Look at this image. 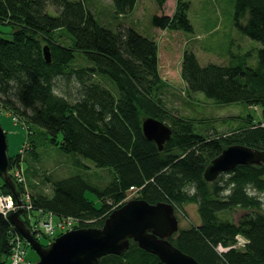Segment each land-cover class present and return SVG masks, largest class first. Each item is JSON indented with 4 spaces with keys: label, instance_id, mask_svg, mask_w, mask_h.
Masks as SVG:
<instances>
[{
    "label": "trees",
    "instance_id": "trees-1",
    "mask_svg": "<svg viewBox=\"0 0 264 264\" xmlns=\"http://www.w3.org/2000/svg\"><path fill=\"white\" fill-rule=\"evenodd\" d=\"M87 1L0 0V113L46 130L49 141L62 151L89 159L111 173L104 186L81 174L46 177L51 194L37 185L28 190L14 181L21 199L23 193L29 194L31 209L29 213L23 209L21 219L30 227L52 212L57 217L75 216L80 222L76 227L101 226L130 194L150 203L167 201L183 216L185 205L195 204L200 222L179 227L171 235L169 240L176 247L200 264H264V164H238L213 181L203 178L205 166L225 146L243 144L264 150V0H234L233 7L235 26L261 44L256 66L246 65L243 56L235 63L201 65L191 47L182 52L179 73L188 90L217 102L255 106L239 126L213 135L196 132L194 119L167 105L164 96L169 83L160 74L156 40L130 26L115 30L106 26ZM156 1L161 7L166 2ZM136 2L112 0L115 13L121 15L132 11ZM48 3L57 14L46 11ZM189 9V0H175L172 14H155L151 22L162 30L193 32ZM62 28L73 35L72 46L54 39L55 31ZM44 45L50 54L48 62ZM75 51L82 52L86 64L75 63ZM59 77L74 81L73 98L55 88ZM146 116L167 123L172 130L161 150L143 135L141 123ZM8 156L10 168L19 166L18 152ZM7 193L0 178V194ZM235 207L248 212L236 222L218 217V211ZM17 233L8 216L0 213V264L10 263ZM237 233L248 239L243 250L218 251L230 245ZM35 238L43 245L52 240L46 235ZM37 259L25 253V264ZM159 262L155 254L130 240L124 252L101 256L97 264Z\"/></svg>",
    "mask_w": 264,
    "mask_h": 264
},
{
    "label": "rangeland",
    "instance_id": "rangeland-1",
    "mask_svg": "<svg viewBox=\"0 0 264 264\" xmlns=\"http://www.w3.org/2000/svg\"><path fill=\"white\" fill-rule=\"evenodd\" d=\"M189 1L188 17L193 26V32L162 30L153 26L152 16L162 13L172 14L175 0H166L162 7L156 0H137L132 11L124 15L115 13L112 0H88L86 5L101 23L114 30L130 26L143 36L155 39L159 50L160 74L169 83L164 96L169 108L182 116L194 119V130L198 133L207 135L226 133L239 126L242 120L237 118L245 117L250 110L255 109V106L250 107L240 101L217 102L202 92L188 90L179 73L182 52L186 46L191 47L201 65L235 63L240 56H243L246 65L256 66L257 51L261 44L244 35L235 26L234 0ZM46 11L51 15L57 14L56 8L51 3L46 5ZM2 27L6 28V26ZM53 35L55 40L66 46H72L74 43L73 35L63 28L56 30ZM74 60L77 64H86L80 51H75ZM55 85L60 93L68 91L71 98L76 95L74 81L67 82L65 78L59 77L56 79ZM110 88L116 93L113 82H110ZM255 113L258 114V112ZM0 124L6 129V124L9 126V129H4L7 132V153L14 155L18 152L22 159L19 166L15 165L9 168L12 179L20 183L22 187L28 186L29 190V187L37 185L46 194H51V187L46 177L58 179L72 174H81L86 180L98 186H104L110 181L109 170L95 166L89 159L62 151L49 141L46 130L29 125L5 113H0ZM31 149H34L35 153ZM21 166L23 174L14 175V169H21ZM110 171L112 172V170ZM130 198H134V196ZM25 201L23 193L20 218L24 213L23 209L26 210ZM14 205L15 208L9 212L18 207L15 203ZM185 211L186 216L176 212L179 227L200 222L195 204L185 205ZM246 212L248 211L243 208L235 207L231 210L218 211L217 215L221 219L226 218L236 222ZM236 242L234 237L231 244ZM231 244L225 247L221 246L218 251L230 248L244 249ZM26 257L32 260L38 257L30 245L26 246Z\"/></svg>",
    "mask_w": 264,
    "mask_h": 264
},
{
    "label": "water",
    "instance_id": "water-1",
    "mask_svg": "<svg viewBox=\"0 0 264 264\" xmlns=\"http://www.w3.org/2000/svg\"><path fill=\"white\" fill-rule=\"evenodd\" d=\"M42 52L48 62L50 54L47 45L43 46ZM141 128L143 135L154 141L159 150L172 133L167 123L151 116L143 117ZM7 147L6 132L0 124V178L18 206L8 214V220L38 255L32 264H97L101 256L124 252L130 240L155 254L159 264H200L169 240L179 228L174 206L167 201L150 203L143 198L126 200L106 216L101 226L69 229L43 245L20 218V192L9 173ZM238 164H264V150L243 144L225 146L205 166L203 178L213 181Z\"/></svg>",
    "mask_w": 264,
    "mask_h": 264
},
{
    "label": "built area",
    "instance_id": "built-area-1",
    "mask_svg": "<svg viewBox=\"0 0 264 264\" xmlns=\"http://www.w3.org/2000/svg\"><path fill=\"white\" fill-rule=\"evenodd\" d=\"M14 175L23 174L22 169L15 168ZM19 180V179H18ZM21 181V180H19ZM25 195V208L28 210L31 209V205L29 204V194L27 192L24 193ZM132 195L126 196V200L130 199ZM133 197V196H132ZM15 208L12 195L11 194H0V213L4 216H8L11 209ZM29 213V212H28ZM27 218L32 220L31 214L27 215ZM75 223H79V219L75 216L67 215L57 217L52 212H47L43 215V217L39 218L38 222L35 225L30 226V230L33 233L34 237H41L42 235H46L53 239L57 233H62L63 231L75 228ZM15 238L12 240V252L10 254V264H25V253L26 248L24 247L23 242H25L24 238L17 233ZM235 239L237 240L235 246H240L239 248H244L248 243V239L241 234H236ZM240 242V243H238ZM231 244V245H234ZM239 244V245H237Z\"/></svg>",
    "mask_w": 264,
    "mask_h": 264
},
{
    "label": "crops",
    "instance_id": "crops-1",
    "mask_svg": "<svg viewBox=\"0 0 264 264\" xmlns=\"http://www.w3.org/2000/svg\"><path fill=\"white\" fill-rule=\"evenodd\" d=\"M135 4H136V3H135ZM236 116H239V115H236ZM241 118H243V117L239 116L237 119L241 120ZM6 127H7V129H9L8 124H6ZM4 129L7 130L6 128H4Z\"/></svg>",
    "mask_w": 264,
    "mask_h": 264
},
{
    "label": "bare ground",
    "instance_id": "bare-ground-1",
    "mask_svg": "<svg viewBox=\"0 0 264 264\" xmlns=\"http://www.w3.org/2000/svg\"><path fill=\"white\" fill-rule=\"evenodd\" d=\"M55 215V214H54ZM80 223V222H79ZM79 223H75L74 225H75V227L79 224ZM64 232V231H63Z\"/></svg>",
    "mask_w": 264,
    "mask_h": 264
}]
</instances>
